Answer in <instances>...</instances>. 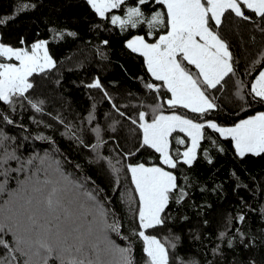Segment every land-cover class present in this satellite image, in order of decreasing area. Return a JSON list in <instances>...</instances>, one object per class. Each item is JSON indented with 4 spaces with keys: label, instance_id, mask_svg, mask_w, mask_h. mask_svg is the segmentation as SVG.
I'll return each instance as SVG.
<instances>
[{
    "label": "trees",
    "instance_id": "1",
    "mask_svg": "<svg viewBox=\"0 0 264 264\" xmlns=\"http://www.w3.org/2000/svg\"><path fill=\"white\" fill-rule=\"evenodd\" d=\"M24 5L28 7L24 9ZM136 6L144 14L137 27L122 29L111 23L113 15L124 18L127 8ZM156 11L166 13L155 0L144 5L125 0L103 18L87 0H0V44L30 51L33 44L45 42L54 64L29 77L33 87L24 97H13L12 104L0 102V240L9 246L0 245V259L6 264H24L28 258L16 251L18 246L11 244V239L13 235L16 241L31 236L22 234L12 218L22 215L27 223L29 218L37 219L29 201L34 204L38 196H27L28 192L21 206L15 207L8 196L19 185L16 172L29 169L30 180L38 184L29 186L28 191L39 189L45 179L52 182L40 193V201L52 188H65L56 180L61 176L55 171L72 182L70 188H81L87 199L94 197L101 212L106 213L102 217L111 246L130 248L133 264H145L143 241L137 235L138 199L127 171L129 165L137 164L163 167L176 177L177 187L161 214L163 223L145 230L146 235L165 243L169 264H264V153L241 157L230 138L205 127L191 165L184 164L181 155L189 139L179 132L172 134L169 152L177 167L166 168L154 149L141 147L143 133L138 127L140 112L146 113L147 121L160 112H175L197 123L212 121L224 128L264 112V101L251 94V83L264 69V19L243 9L250 19L225 13L219 28L213 22L232 54L234 74L225 78L223 87L209 90L217 107L201 117L182 107L168 108L167 89L146 88L149 83L161 84L151 77L143 56L126 47L133 37L155 43L165 33L163 27L148 26ZM0 62L6 60L0 58ZM184 64L195 72L187 62ZM97 81L100 87H89ZM32 103L41 111L33 109ZM157 105L161 107L154 112ZM46 158L54 163L55 171L43 161ZM110 163L120 169L119 173H113ZM79 205L88 208L81 199L68 194L58 209ZM42 208L46 209L44 205ZM65 218L69 216L62 214L54 222L48 217L53 227H49L51 236L61 231L68 239L60 246H81L85 236L78 241L71 233L76 228H82V235L86 233L87 228L78 222L83 218ZM109 225H118L119 232ZM35 231L32 229V235ZM95 243L94 239L83 243L90 259L101 253L95 254ZM48 264H60L55 253Z\"/></svg>",
    "mask_w": 264,
    "mask_h": 264
},
{
    "label": "snow or ice",
    "instance_id": "2",
    "mask_svg": "<svg viewBox=\"0 0 264 264\" xmlns=\"http://www.w3.org/2000/svg\"><path fill=\"white\" fill-rule=\"evenodd\" d=\"M87 3L103 18L111 9L120 8L125 0H87ZM146 3L147 0H138L139 5ZM155 3L166 9V13L156 11L147 23L150 29L165 28V33L159 35L155 43H148L144 37L136 36L127 42L126 47L133 53L143 56L148 72L156 81L162 82L159 87L166 88L171 94L166 101L170 109L182 107L202 117L217 107L214 98L209 96V90L223 87L225 78L234 74L232 54L226 42L214 30L213 22L215 28H219L225 13H234L236 17L244 20L250 19L243 9L250 10L264 19V0H155ZM27 7L28 5H24V9ZM143 15L139 6L129 7L124 18L113 15L111 23L122 29L128 25L135 28L142 22ZM0 58L9 61L14 59L18 62H0V102L5 104H12L13 97L25 96L33 87L29 77L34 73H41L46 68L54 66L44 42L33 44L30 52L0 44ZM184 62L194 66L195 72L189 70ZM89 87H100V84L97 81ZM145 87L149 90H158V86L152 83L146 84ZM251 94L254 98L264 101V70H260L251 83ZM31 106L36 111H41L38 104L32 103ZM159 107L161 106L157 105L153 111H157ZM5 119L7 120V117ZM138 120V127L143 133L141 147L154 149L160 154L161 163L169 168L177 167V161L169 154L168 140L177 130L191 140V146L181 154L182 162L187 165H191L196 159V150L203 139L205 127L219 133L221 137H231L236 153L241 157L246 153L254 155L264 153V112L241 120L228 128L219 127L212 121L197 123L175 112L171 115L160 112L151 122L146 120L145 112H140ZM7 122L12 123L11 120ZM132 123L137 124V121L133 120ZM177 142L183 144L184 140L178 139ZM109 166L113 173H119L120 169L111 163ZM127 171L131 174V183L139 197L140 231L137 235L143 241L145 264H169V253L165 243L155 236L146 235L145 230L163 223L161 214L169 203L170 193L177 187L176 177L161 167H145L144 164L129 165ZM55 193L56 189L53 188L47 197V206L51 210H55L59 204V201L54 199ZM90 199L95 200L91 196ZM240 219L243 220L244 217L241 216ZM109 227L119 232L118 225ZM0 231H3V226H0ZM57 239L59 240V235ZM0 245L9 247L3 240H0ZM17 245L16 251L28 257L24 264H48L54 253L60 264H104L98 256L96 259L88 258L82 242L79 247L71 245L54 247L47 239L29 242L18 237ZM20 245L26 246L28 251ZM118 252L119 260L115 264H133L130 248L119 249ZM33 257L37 259L33 260ZM12 259L16 258L13 256ZM0 264H5L4 260L0 259Z\"/></svg>",
    "mask_w": 264,
    "mask_h": 264
},
{
    "label": "rangeland",
    "instance_id": "3",
    "mask_svg": "<svg viewBox=\"0 0 264 264\" xmlns=\"http://www.w3.org/2000/svg\"><path fill=\"white\" fill-rule=\"evenodd\" d=\"M37 43H39V42H37ZM30 51H31V49H30ZM6 63H18V62L13 59L10 62H9V60H6ZM192 67L194 68V66H192ZM46 69H48V68H46ZM194 70H195V68H194ZM158 82L162 85L161 81H158ZM156 86H158V88H159L160 85H156ZM170 96H171V94H170ZM165 104L168 107L166 102H165ZM163 114L164 115H171L172 113H163ZM148 122H151V121H148ZM175 132H179V133L183 134L184 136H186L184 133H182V132H180L178 130L174 131L173 133H175ZM172 134L168 138V140H169V150H170V138H171ZM223 138H226V137H223ZM227 138L231 139V137H227ZM233 144H234V142H233ZM190 146H191V140L189 139L188 148ZM196 152H197V150H196ZM169 154H170V152H169ZM246 154H248V153H246ZM249 154H252V153H249ZM43 161H45L46 164H47V162L50 163L51 166L54 168V165H53L54 163H52L51 160L49 161L48 158L44 159ZM28 165H31V163H28ZM162 165L165 166L166 168H169L167 165H164V164H162ZM40 167L38 168L39 169V174L43 175V171H42V169ZM145 167H158V166H145ZM161 168H163V167H161ZM163 169L165 171H168L165 168H163ZM55 170L56 169L54 168V171ZM168 172H170V171H168ZM54 173H56V174H58V175H60L62 177V175L58 171H55ZM30 174H31L30 169L28 171H26V172H23V173L16 172V175H18L20 177V180H19V183H18L19 185L17 186V190L15 192H11L9 194V196H8L10 198V201L12 203H14V207L17 204L21 206V204H22L21 199L28 192L29 193L27 194V196H31L32 194H34L35 197L38 196V199H36V202L34 204L32 203L31 200L29 201L30 202V207L29 208L31 210H33V212H35V217L37 219L29 218L28 219V223H27L26 219H24V217L22 215H16V216H14V218H12V221H13V223L16 224V227L17 226L20 227L19 231L22 234H27V235L31 236L29 238H26L25 240L29 241V242H33V241H36V240H39V239H47L50 243L53 244L54 247H60V245H63L65 239H68L67 235H64L61 231H56L55 235L51 236V233H50L51 229L49 227H52V225H51V222L49 221L48 217L51 220H54V222H57V218H59V216L62 215V214L65 217L69 216L70 219H73L75 217H82L83 219L81 221H78V222H80V225L82 227H86L87 228L86 229V233L82 235V232H83L82 228H76V229L72 230L71 236H73L72 234H74L73 237H75L78 241H80L81 238L83 236H85L83 238L82 244L86 243V240L89 241L90 239H94L96 241L95 246H94L95 254H99L101 252L98 256L101 257L100 260L104 261V264H114V262L119 259V252H118V249H116L113 245L111 246V243H109L108 236H107V234L105 232L107 227H106V224L104 222V218L100 214L101 210L98 207L97 203L93 199H90V198L87 199L86 198V194L82 193V190H79L81 188H78V187L77 188L74 187L75 189L74 188H70V186L72 185L71 184L72 182H70V181L66 182L65 178H61L60 177V179L58 178L56 180L61 184V186L65 185V188H63V187L62 188H55L56 189V193H55L54 199L58 200L59 204H58V206L55 207V210H51L47 206V198L46 199H42V201H40L39 195H40V193H43L42 190H45L47 187L50 186V184L52 185V182H49L47 179H45V181L41 183L42 185L41 184L39 185L40 186L39 189H37L38 188L37 187L35 189H32V190L28 191L29 186L33 185V187H35L36 184H38L37 182H35V181L32 182L30 180ZM33 174H35V173H33ZM45 174H48V171H47V173L45 172ZM130 178H131V174H130ZM73 185H75V184H73ZM133 188H134V185H133ZM23 189H25V190L27 189V191H24ZM52 189L50 190V193L52 192ZM22 190H23V192H21ZM134 190H135V188H134ZM18 192L19 193L21 192V194L17 195L16 193H18ZM68 194L73 196V197H75V198L81 199V201L84 204L88 205V208L85 209V207L83 205H79V206H74L73 209H69V210L58 209L60 207V202H62V200H65L66 196ZM136 197H137V199L139 201V197H138L137 194H136ZM71 204L73 205V202H71ZM42 205H44V207L46 209H44V208L40 209V206H42ZM28 206H29V203H28ZM24 209L26 210V208H24ZM87 209H89V212L87 211ZM46 218L48 219V224H46V221H47ZM69 218H65V221H68ZM33 221H35V223H33ZM31 228L32 229H36V231H35V233L33 235H32V229ZM52 229H53V227H52ZM64 231H67V229L65 227H64ZM57 235H59V240L57 239ZM13 238H15V235L12 236V239ZM12 239H11V244H16L17 245V241L16 240H12ZM22 247L27 249V247L24 246V245H22ZM33 258H35V257H33Z\"/></svg>",
    "mask_w": 264,
    "mask_h": 264
},
{
    "label": "crops",
    "instance_id": "4",
    "mask_svg": "<svg viewBox=\"0 0 264 264\" xmlns=\"http://www.w3.org/2000/svg\"><path fill=\"white\" fill-rule=\"evenodd\" d=\"M131 40V39H130ZM139 54V53H138ZM255 116V115H254ZM253 117V116H252Z\"/></svg>",
    "mask_w": 264,
    "mask_h": 264
}]
</instances>
